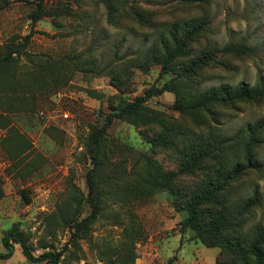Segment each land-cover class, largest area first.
<instances>
[{"label": "rangeland", "instance_id": "374dc122", "mask_svg": "<svg viewBox=\"0 0 264 264\" xmlns=\"http://www.w3.org/2000/svg\"><path fill=\"white\" fill-rule=\"evenodd\" d=\"M112 2L111 21L107 0H46L48 14L35 23L27 55L0 75V251L7 250L4 235L18 229L35 255L61 251L59 264H218L219 254L224 262L237 257L233 248L247 256L264 228V140L256 148L259 167L230 183L221 203L210 204L207 227L219 224L229 244L208 247L185 228L181 207L208 175L246 162L243 129L264 118L262 100L201 104L223 85L264 84V0ZM35 7L34 0L0 7V51L24 41ZM203 20L205 30L188 53L161 74L166 52ZM238 42L254 55L226 52ZM211 49L214 61L186 73ZM165 83L171 90L149 98L137 115H110L120 99L134 100ZM108 116L105 164L97 169L86 141ZM164 133L175 139L151 142ZM259 133L264 138V130ZM194 142L210 143L217 158L181 175L183 151ZM90 176L101 189L98 209L89 198ZM73 185L86 197L79 220L89 218L90 228L77 237L75 228L49 232L47 215ZM256 190L261 203L248 207ZM0 264L46 262L28 259L15 244Z\"/></svg>", "mask_w": 264, "mask_h": 264}, {"label": "trees", "instance_id": "16d2710c", "mask_svg": "<svg viewBox=\"0 0 264 264\" xmlns=\"http://www.w3.org/2000/svg\"><path fill=\"white\" fill-rule=\"evenodd\" d=\"M186 2L207 4L210 0H183ZM36 7L30 13L32 20L31 31L23 37L21 43H10L0 51V75L11 73V68L14 61L19 55H27L26 46L30 43L34 33V25L37 21L47 16L48 11L45 6L46 0H34ZM109 6L110 20H113L114 3L112 0H107ZM10 4V0H4V3L0 4V7ZM205 21L199 22L194 25L193 28L181 39L178 40L177 45L166 52L162 58V71L165 73L174 60L185 56L188 53L190 43L198 37L205 30ZM227 53L237 55H254V49L244 42L231 43L226 49ZM216 58V50H209L198 55L191 64L185 69L186 73L194 74L199 68L210 64ZM170 83H165L161 87L152 85L149 87L145 95L138 96L134 100L120 99L112 107V114L115 118L121 120H128L132 116L137 115L145 109V102L154 95L162 94L166 91H170ZM264 101V84H258L256 86H250L247 82L243 81L239 86L234 89L230 86L223 85L217 89H211L206 94L201 104L207 103H224L230 104L232 102L243 101ZM113 122V117L108 116L107 121L100 129H95L93 133L87 138L86 146L89 150V154L93 161V164L97 169H100L105 164V154L103 151V134ZM264 130V118L259 119L254 123L248 124L243 131L247 136L246 150L247 157L245 163H236L225 170H220L215 175H208V179L205 184L197 192L186 196L183 199L181 210L186 212L187 216L184 221L185 228L195 230L199 238L208 247L222 246L229 244L230 240L222 234V229L219 224L208 225L206 217L211 205H218L221 203V199L224 196V192L230 183L245 174L248 169H256L260 165L258 157V145L263 142L264 138H261V132ZM174 137L168 134H163L160 138H154L151 142L155 145L169 144L170 140H174ZM213 147L208 142H194L183 151V162L181 164L179 173L181 175L190 174L194 171L204 167L206 161L214 160ZM90 192L89 198L93 201V205L96 209L100 207L102 202L101 189L99 182L93 176L89 177ZM86 200L85 195L77 189L74 185L71 187V194L62 202L56 204V208L47 215V228L49 232H56V228L60 227L63 230L75 228L73 235L75 237L80 236L81 232H86L91 225L89 218L79 220ZM261 203V198L258 191H255L253 198L247 203L248 207L253 204L258 205ZM249 204V205H248ZM213 208V207H212ZM215 209V208H213ZM96 213V212H93ZM223 215V212H219L217 215ZM211 228V229H210ZM214 229V231H212ZM4 247L7 249L5 252L0 251V258H9L15 251V244H19L22 248L23 254L33 261H44L46 264H59L62 252L56 250L44 251L39 255L33 253L28 239L18 229L8 231L2 239ZM237 255L233 256L227 262L221 261L222 254L217 257L218 264H264V228L259 230L258 235L252 239L247 249V256L242 251H236Z\"/></svg>", "mask_w": 264, "mask_h": 264}, {"label": "built area", "instance_id": "2783aa9c", "mask_svg": "<svg viewBox=\"0 0 264 264\" xmlns=\"http://www.w3.org/2000/svg\"><path fill=\"white\" fill-rule=\"evenodd\" d=\"M64 115H65V117H69V114L68 113H65Z\"/></svg>", "mask_w": 264, "mask_h": 264}]
</instances>
